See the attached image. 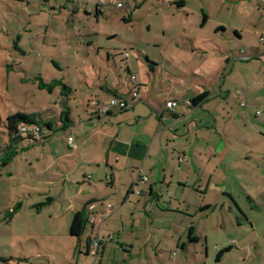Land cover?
<instances>
[{
	"label": "crops",
	"instance_id": "0c3cea01",
	"mask_svg": "<svg viewBox=\"0 0 264 264\" xmlns=\"http://www.w3.org/2000/svg\"><path fill=\"white\" fill-rule=\"evenodd\" d=\"M171 1L185 10L187 0ZM201 1L205 15L201 27L210 19L203 9L206 3L217 10L231 8L233 13L228 26L220 19L212 21L210 37H198L200 61L193 66V80L171 71L173 88L161 100L148 85L141 92L136 78H128L124 85L118 80L100 81L99 105H91L88 97L78 124L69 114L72 123L62 131L67 134L63 147L72 152L54 157L51 150L33 148L55 134L33 144L20 143L13 160L2 168L14 165L16 169L15 158L24 151L23 160L39 163L34 171L45 173L48 182L59 188L58 194L67 195L68 183L79 187L62 200L57 195L60 200L47 197L50 200H23L15 205L17 210L4 222L12 229L0 233L2 257L7 259L0 264H264V40H260L264 3ZM103 7L98 8L100 14ZM228 29V43L236 47H223L222 52L218 39ZM243 32L245 47L238 45ZM233 51L243 59L236 60ZM171 60L166 59L168 67L175 68ZM152 64L151 88L159 66ZM133 90L139 98L130 108H112L109 114L98 115L107 97L115 92L130 99ZM238 90H243V98ZM202 94L198 103L185 104ZM168 100L177 102L174 108H167ZM89 106L96 113H90ZM61 107L39 114L60 124ZM70 138L75 148L69 147ZM6 143L0 145V154ZM60 157L79 160L68 163L66 172L59 165ZM138 171L146 182L134 183ZM29 185L35 192L36 186ZM81 210L87 222L83 233L74 237L70 225L74 213ZM16 221H20L18 229H13ZM95 237L100 246L92 256L87 247Z\"/></svg>",
	"mask_w": 264,
	"mask_h": 264
},
{
	"label": "rangeland",
	"instance_id": "374dc122",
	"mask_svg": "<svg viewBox=\"0 0 264 264\" xmlns=\"http://www.w3.org/2000/svg\"><path fill=\"white\" fill-rule=\"evenodd\" d=\"M128 1L131 6H136L130 10V22L123 21L126 9L112 5H104L103 14L95 15L97 0H0V145L7 140L4 122L8 115L16 112L39 114L67 105L69 114L78 124V115H84L88 99L92 98L91 105L101 99L97 96L100 81L107 79L108 83L111 79L118 80L120 85L126 84L127 64L136 83L142 85H139L141 92H145L148 89L145 85H148L156 99L161 100L163 93L168 94L173 88L175 78L168 76L171 71L176 77L184 74L188 80L195 78L193 66L200 61V53L196 50L198 37H210L212 21L220 19L228 26L233 13L231 8L217 10L206 3L203 9L207 10L210 19L205 22V27H201L204 5L201 0H187L185 10L176 8L171 0ZM75 6L77 11H74ZM242 18L241 24L245 28V18ZM230 35L228 29L222 38L217 36L222 52L225 51L223 47H236L234 42L228 43ZM238 45L245 47V32ZM232 54L229 56L237 57L238 52ZM167 58L172 59L170 63L175 68L168 67ZM150 63L159 64L152 88L148 80L152 76L149 71L153 64ZM102 94L107 97L105 92ZM88 111L96 113L97 109L89 106ZM66 136L60 131L53 139L33 148L51 150L54 157L55 153L65 150L72 152L63 147ZM52 153L49 152V157H53ZM23 155L24 151L15 158L16 169L14 165L0 167V210L3 208L0 233L7 234L8 227L12 229L4 224L9 216L7 212L21 201L46 200L47 197L60 200L57 195L62 200L64 196L68 198L76 193L79 187L68 183L71 187L67 195L63 194L65 191L58 194L59 188L48 182L45 173L34 171L33 167H39V163L35 161L30 165L23 160ZM59 159V165L66 172L70 170L68 163L75 165L79 160L77 157ZM29 183L36 186L35 192L30 191ZM235 197L242 200L236 194ZM19 223L16 221L13 229H18ZM2 251L0 248V257ZM6 251L8 253L9 248Z\"/></svg>",
	"mask_w": 264,
	"mask_h": 264
},
{
	"label": "trees",
	"instance_id": "16d2710c",
	"mask_svg": "<svg viewBox=\"0 0 264 264\" xmlns=\"http://www.w3.org/2000/svg\"><path fill=\"white\" fill-rule=\"evenodd\" d=\"M106 5H110V4H106ZM181 6L182 5L179 2L176 3L177 8H181ZM99 7L101 6L96 4L95 6L96 15L100 14V11L98 10ZM131 9H126V10H129V12L127 16L123 17V21L125 22L131 21V17H132ZM204 21H205V15L203 16L202 22ZM126 70L129 73L128 78L131 80L130 77L133 74L130 72L129 69H126ZM131 81H134V80H131ZM63 87L68 88L66 85H63ZM114 95L118 96L116 95L115 92H114ZM203 98H204V95L202 94L199 97L193 99L191 102L193 104H196L199 101H201ZM66 107L62 108L60 111V116H59L60 124L54 123L52 120L48 118H43L42 115L37 114V113L16 112V113L8 115L6 118V121L4 122V127L7 133V143L0 154V167L7 166L13 160L14 156L18 152V148L21 142L26 141L28 144H33L36 141L45 140L48 137H51L52 135L70 127L72 121L69 116V109ZM109 112L110 111L106 112L105 114H100L98 112L99 113L98 115L99 116L107 115L109 114ZM35 133L38 134L39 138H36ZM47 200H50V198H48ZM15 210H17L16 207H14L9 212L8 218L11 217L12 212H14ZM86 222H87V218L83 210L75 212L72 218L71 225H70V234L74 237H79L83 233ZM190 240H194V239H192L190 236ZM99 246H100V241H99ZM99 246H98V249H99ZM90 250L91 248L89 247V244H88L87 252L89 254H90ZM97 254H98V251H97ZM217 258L218 259L220 258V254L217 256ZM0 261H7V259L4 257H0Z\"/></svg>",
	"mask_w": 264,
	"mask_h": 264
},
{
	"label": "built area",
	"instance_id": "2783aa9c",
	"mask_svg": "<svg viewBox=\"0 0 264 264\" xmlns=\"http://www.w3.org/2000/svg\"><path fill=\"white\" fill-rule=\"evenodd\" d=\"M260 2L264 3V0H260ZM97 4L100 5V6H103V5H106V4H110L114 7H117V8H124V9H131L132 6L130 5V2L128 0H117V1H114V0H97ZM264 38H261V41H263ZM243 50H241L240 52H242ZM236 59H243L242 57H237ZM131 80H135V75H131ZM237 94L238 96H240L241 98L244 97V92L243 90H238L237 91ZM139 98V93L137 90H133L130 92V99H126L124 97H120V96H111L108 100V102L105 104V105H100L99 106V113L100 114H105L106 112L110 111V109H117V110H126L128 108H130L133 103ZM191 101L187 100L185 101V104L187 106H190L191 105ZM92 104L94 105H98L97 102H93ZM241 106H245V101L242 100L241 101ZM176 105V101L175 100H168L166 102V106L167 108L169 109H172L174 108ZM257 114L259 113V111L256 112ZM36 134V133H35ZM36 138H39L38 137V134H36ZM67 143L69 145V147L71 148H75V143L73 141V139H68L67 140ZM147 181V177L146 176H143L140 174V172L138 171L136 177H135V180H134V183L135 184H138V183H142V182H146ZM138 195L141 193L140 190H134ZM91 222H92V219H91ZM98 246H99V239L97 237H95L92 241H91V250H90V254L92 256H96L97 254V251H98Z\"/></svg>",
	"mask_w": 264,
	"mask_h": 264
}]
</instances>
